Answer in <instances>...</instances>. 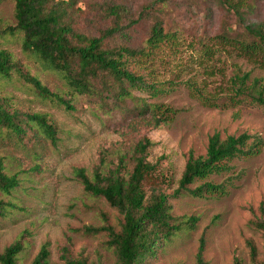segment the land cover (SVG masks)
Masks as SVG:
<instances>
[{
  "label": "rangeland",
  "instance_id": "1",
  "mask_svg": "<svg viewBox=\"0 0 264 264\" xmlns=\"http://www.w3.org/2000/svg\"><path fill=\"white\" fill-rule=\"evenodd\" d=\"M71 1L66 20L75 32L97 37L120 26L104 39V47L146 48L156 21L165 33L173 34L170 45L164 42L141 63H128L160 92L130 88L126 101L115 102L112 93L107 96L108 76L94 82L101 98L75 92L59 72L22 48V33L8 30L16 22L15 0H0V49L59 98L41 96L17 72L0 76V99L9 112L20 118L42 114L56 130L54 142L34 122L35 131L22 140L12 131H0V158L6 173L18 179L10 193L0 190V201L9 203L0 215V253L20 242L15 264H29L43 245L49 251L48 264H64L63 248L70 259H85L87 264H118L106 245V231L86 233L84 227L119 231L123 216L104 198L85 191L75 172L83 168L91 178L97 168L115 169L122 160L120 168L126 174L133 164L134 145L147 137L152 145L146 159L156 165L143 183L147 200L153 193L165 194L178 223L195 219L193 226L183 225L149 264H195L201 236L205 264H233L235 258L242 264H264V233L253 225L264 220V107L248 95L236 97L240 102L231 99L236 75L249 73L247 84L257 79L264 86L262 58H250L235 46L236 40L253 39L247 24L264 25V0ZM112 7L118 8L117 17ZM142 100L172 111L157 115L155 125L150 112L138 111ZM214 132L221 138L247 132L260 136L263 144L259 153L230 161L227 171L188 186L209 181L221 190L203 196L188 190L177 194L188 151L204 155ZM248 239L257 248L254 259Z\"/></svg>",
  "mask_w": 264,
  "mask_h": 264
},
{
  "label": "trees",
  "instance_id": "2",
  "mask_svg": "<svg viewBox=\"0 0 264 264\" xmlns=\"http://www.w3.org/2000/svg\"><path fill=\"white\" fill-rule=\"evenodd\" d=\"M71 2V0H15L16 22L8 30L22 33V48L35 55L46 67L59 72L67 85L79 94L92 93L101 98L102 93L94 82L104 81L99 78L108 76L111 79V86L107 89V96L112 93L115 102L126 101L131 96L130 88L157 95L160 92L158 86L148 84L142 74L128 67V63L130 61L141 63V59L147 58L152 49L164 42H171L173 34L165 33L161 22L156 21L146 40V48L104 47V39L118 31L120 26L115 25L104 30L97 37L79 34L66 20L67 9ZM236 7L233 5V9ZM111 12L117 17L118 8L112 7ZM236 12L239 11L236 9ZM238 14L243 20L244 17ZM263 26V23L247 24L246 30L253 39L235 42L240 53L259 61L262 58L261 62H264ZM13 72H17L41 96L58 98L37 77L22 72L7 50L0 49V76L8 78ZM248 77L249 73H244L233 78L234 97L231 96V99L240 102L241 99L236 97L248 95L252 101L264 107V86L259 84L257 79L247 84ZM66 106L70 108L68 104ZM138 109L141 114L150 112L155 125L159 123L157 115H166L167 112L172 111L168 107H163L162 104H149L144 100ZM32 122L37 124L52 142L55 141V127L46 116L34 113L24 114V117L20 118L16 112H9L0 99V131L3 129L12 131L22 140V137L30 131H35ZM262 144L263 140L260 136L250 135L247 132L227 135L224 138H221L219 132H214L208 138L204 155H197L192 150L188 151L176 193L188 190L194 196H203L204 193L221 190V185L209 181H204L192 189L188 186L196 181L205 180L211 175L227 171L229 162L235 158L259 153ZM151 145L152 141L147 137H143L134 145L133 164L126 174L120 168L122 160L115 169L103 171L97 168L91 178L85 174L83 168H78L75 172L85 191L104 198L123 216L119 231L111 226L84 227L86 233L95 234L106 231L108 236L106 245L112 249L118 264H149L157 257L160 249L183 228V225L193 226L195 222L192 218L184 224L178 223L171 215V205L165 194L153 193L147 200L143 183L156 168L155 164L146 159ZM17 185L16 175L6 173L3 160L0 158V190L8 194ZM8 204L0 201V215L6 210ZM253 225L264 233V220H255ZM246 245L251 259H254L257 255L254 242L248 239ZM204 248L205 240L201 236L195 255V264H205ZM21 250L20 242L10 244L0 253V264H15ZM62 251L64 264H87L85 259H70L65 253V248ZM48 257L49 251L46 245H43L29 264H48ZM233 264H242V261L235 258Z\"/></svg>",
  "mask_w": 264,
  "mask_h": 264
}]
</instances>
